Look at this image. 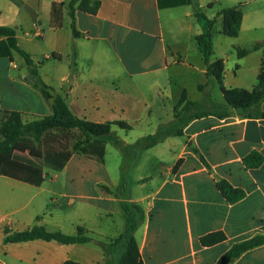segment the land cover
Masks as SVG:
<instances>
[{
	"label": "crops",
	"instance_id": "crops-1",
	"mask_svg": "<svg viewBox=\"0 0 264 264\" xmlns=\"http://www.w3.org/2000/svg\"><path fill=\"white\" fill-rule=\"evenodd\" d=\"M70 1L0 0V26L16 30L20 48L30 54L41 79L76 116L97 123L125 121L131 126L126 131L148 125L145 134L122 138L126 143L172 121L183 91L195 103L226 104L216 80L206 74L196 41L202 33L196 10L206 15L215 10L209 16L215 19L210 62L223 60L227 89L252 91L264 72V0H194L168 8H159L158 0H97L96 14L76 6L78 37L71 28ZM234 6L242 21L237 36L230 37L222 33L219 13ZM4 39L0 36V44ZM242 49L250 51L240 55ZM6 52L0 45V130L7 112H19L25 121L51 114L41 93L25 80L30 74L22 56ZM187 77L195 79V98L188 95ZM253 110L254 116L228 108L226 117L195 119L183 136L144 152L131 170L128 197L117 193L119 177L94 176L96 161L80 154L61 171L46 168L40 186L0 175V264H107L109 257L96 243H5L6 230L21 232L39 223L50 232L73 235L83 226L96 240L109 241L125 231L122 205L128 201L144 210L135 235L144 264H217L234 244L264 235V100ZM253 152L263 162L247 168L243 159ZM220 179L245 196L229 203L217 189ZM215 232L226 239L201 244L200 238ZM230 264H264V245Z\"/></svg>",
	"mask_w": 264,
	"mask_h": 264
},
{
	"label": "trees",
	"instance_id": "trees-1",
	"mask_svg": "<svg viewBox=\"0 0 264 264\" xmlns=\"http://www.w3.org/2000/svg\"><path fill=\"white\" fill-rule=\"evenodd\" d=\"M194 0H158L159 8L176 7L181 5H191ZM57 4L53 5L55 9ZM69 16L72 19L71 28L73 36L78 37L75 30V8L81 11L96 14L100 8L97 0H71L68 3ZM223 15L224 23L222 33L224 35L237 36L242 21V12L239 6L226 8L220 11ZM202 33L196 37L197 45L203 55L204 63L207 67V77H213L219 85L225 103L224 107L215 104L213 111L195 109L196 103L189 100L186 91H183L179 103V111L172 121L160 124L153 134L142 136L133 143H126L120 138L113 126L123 130H130L131 126L125 121L115 122H92L76 116L69 108L65 98L47 85L39 76L37 66L29 53L22 50L17 41V32L12 27L0 26V36L10 55V49L18 52L24 59L28 73L36 77V81L25 80L37 89L46 102L50 105L51 114L39 119L25 121L19 112H7L4 115L0 130V175L16 179L33 186H40L45 179V169L61 171L67 162L75 154L87 156L103 162L105 146L113 144L122 154L120 164V181L117 189L119 196H129L130 187L133 184L131 170L147 150L157 146L170 137H181L185 128L193 120L207 116L216 115L220 118L226 117V111L232 108L236 113L243 116H254L256 112L253 107L264 100V72L259 76V84L252 91L243 88L227 89L224 85V62L217 60L210 62L213 51L212 36L215 19L208 18L203 12L196 10L194 13ZM249 50H239L240 55H245ZM76 55L74 54V57ZM205 85H200V89H205ZM20 147L22 150H16ZM41 149L42 158L35 161L27 154L29 150ZM192 151L199 156L202 163L211 171L210 165L196 148ZM182 160L178 161L173 169L176 172ZM263 162V157L253 152L243 159L247 168H255ZM217 189L229 203H235L245 196L242 189L233 187L228 181L220 179L216 181ZM127 218L125 231L117 238L109 241L96 240L89 235V231L78 226L73 235L59 231L50 232L44 225H35L25 231L9 233L6 230L5 243H20L33 240L56 241L60 244L96 243L99 245L105 256L109 257L107 264H144L137 240L136 232L145 220L143 208L135 202H125L122 205ZM226 239L222 232L211 233L200 238L204 246H212ZM264 245V235H257L250 239L236 243L223 255L217 264H230L245 252ZM64 264H79L72 260H67Z\"/></svg>",
	"mask_w": 264,
	"mask_h": 264
},
{
	"label": "rangeland",
	"instance_id": "rangeland-1",
	"mask_svg": "<svg viewBox=\"0 0 264 264\" xmlns=\"http://www.w3.org/2000/svg\"><path fill=\"white\" fill-rule=\"evenodd\" d=\"M203 10L205 12H208V8H205ZM214 13H215V10L214 11H210L209 13H207V15H206V13H204V14L209 18V16L212 17ZM219 26L220 25L217 24V28ZM125 58H126V60L129 59L128 57H125ZM179 72L182 73V68L179 69ZM186 80H187L186 81V85L189 88L188 95L190 94L189 96H192L193 98H195L193 94L196 93V89L192 87L193 86V82L195 81V79L192 78V77H187ZM181 106L180 107L179 106H175L176 112L179 111ZM195 109L204 110V111H213V110L216 109V107H214L213 104L196 103ZM147 127H148L147 124H143L142 126H138L137 128H135L133 131H126V130L120 129L119 127L116 126V127H113V131H115V133L120 138H125V137L128 136V138L134 139L137 136H139L140 134H145L147 132ZM108 145H109L108 146V153H107L106 157L104 158V161L103 162H98L96 159H94L96 161V166L98 167V170L93 171L92 174L94 176L119 177V180H120V164H121V161H122V154L120 153L118 148L116 146H114L113 144L109 143ZM16 150H22L23 151V149L20 148V147H16ZM27 154L30 155L35 161H38L43 156L40 148H37L35 150H29V151H27ZM74 173L78 174L77 171H74ZM36 225H40V224L37 223Z\"/></svg>",
	"mask_w": 264,
	"mask_h": 264
},
{
	"label": "water",
	"instance_id": "water-1",
	"mask_svg": "<svg viewBox=\"0 0 264 264\" xmlns=\"http://www.w3.org/2000/svg\"><path fill=\"white\" fill-rule=\"evenodd\" d=\"M28 79H29L30 81H32V82H35V81H36V77H35V75H33V74H30V75L28 76Z\"/></svg>",
	"mask_w": 264,
	"mask_h": 264
}]
</instances>
